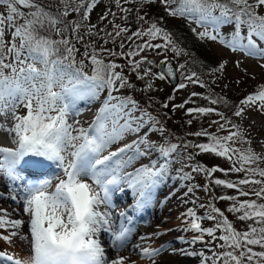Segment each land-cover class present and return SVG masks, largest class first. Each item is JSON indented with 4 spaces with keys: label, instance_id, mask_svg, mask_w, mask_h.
Returning <instances> with one entry per match:
<instances>
[{
    "label": "snow or ice",
    "instance_id": "snow-or-ice-1",
    "mask_svg": "<svg viewBox=\"0 0 264 264\" xmlns=\"http://www.w3.org/2000/svg\"><path fill=\"white\" fill-rule=\"evenodd\" d=\"M61 2L64 7L53 13L51 5H45L42 0H0L4 9L0 11V117L3 118L0 130L11 137L15 145L14 148L0 147V177L13 184H23L22 210L26 217L9 219L6 210H0V229L7 232V235L0 234V239L11 245L13 238H17L27 245L23 260L14 259L13 255L3 251H0V260L10 264H134L119 255L109 260L99 239L101 233L109 234L111 246L119 251L131 233V229L123 225L114 229V221L107 210L112 206L113 190L126 183L136 194L135 207L143 208L150 201L153 189L166 178L169 164L174 162L169 158L182 148L185 151L198 150L196 153L188 152V160L196 154L210 153L230 162L227 170L197 164L192 167L193 172H204L208 178L216 172L243 174L236 180L214 179L212 182L236 190L238 196H222L220 199L233 202L227 211L241 213L238 216L240 221H252L247 226L248 230H236L224 212L211 203L206 217L197 216L193 209L186 213L191 218L189 228L199 234L194 241L203 243V237L207 235L212 238L208 243L218 240L220 243L216 247L223 249L213 252L214 259L201 253L205 264L209 259L212 264L220 261L222 264H264V202H258L264 201V167H261L264 155L251 148L235 147L246 142L240 125L213 107L188 108L189 115H218L220 120L211 121L210 127L215 125L218 132L226 134L218 135L202 129L191 135L202 137L206 142L189 141L178 145L165 138L163 143H154L149 140V135L158 132L163 136L166 131L159 119L141 108L132 97L114 95L133 85L122 74V65L112 58L128 59L136 71L143 63H154L142 55L146 50L171 47L178 56L181 50L171 34L158 26L159 21L148 20L139 12L138 20L148 27H141L130 36L127 35L129 29L116 24L114 19L109 20L112 31L106 28L97 30V25L88 21L100 0ZM114 2L120 12H131L122 6L121 0ZM130 2L124 0V3ZM137 2L148 5L156 0ZM159 3L168 16L185 19L200 27L202 30L199 32L193 29L198 38L218 42L233 52L264 60V47H261L264 44V13L260 11L264 9V0H159ZM72 13L79 18L69 21L67 18ZM109 14L113 18L117 16L109 9L100 20H107ZM225 26L232 28L228 36L221 32ZM81 29H84L83 34ZM6 35L9 38L6 39ZM85 36L103 43L99 48L95 47V41L85 45L81 59L77 60V43L82 42ZM121 37L133 42L135 47L124 52L125 42ZM133 38L143 42L135 43ZM118 39L120 51L104 47L109 42L116 44ZM158 39L163 43L152 42ZM160 64L163 66L160 72L154 73L147 68L137 78L152 77L160 81L177 78L169 61L163 60ZM88 66L91 67V75L84 70ZM223 68L221 63L218 68L211 69L210 74ZM179 70H184L181 75L188 83L180 82L178 90L194 84L211 91V85L196 72H187L184 64L179 65ZM147 88H152V84H147ZM105 91L107 95L87 128L80 126L79 120L69 123L71 117L82 114L77 107L79 102L91 104L100 100ZM199 95L193 92L184 103L175 107L185 108L186 104L193 102L192 97ZM171 99L174 97H169ZM203 99L211 105L228 103L223 98L212 96H204ZM163 107L167 108L168 104ZM252 110L264 113V87L240 100L233 115L243 118ZM145 128L148 131L140 135ZM129 135L136 138L115 151L110 150ZM152 153H158L165 162L158 166V160H153L150 165H143L133 172L126 171L138 158ZM52 164L61 173L54 178L55 184L52 178L29 182L26 174L19 171L22 166H27L33 173H42ZM181 179L188 180L191 176L185 173ZM248 185L260 187L245 190L244 186ZM194 187H189L188 193H192ZM204 191H210L207 184ZM240 196L249 199L241 201ZM252 196L256 199H251ZM8 198L13 201L21 199L16 194ZM101 208L106 210L101 211ZM125 216V213H120L122 219ZM202 219L216 220L217 223L215 227L202 228L198 222ZM25 225L26 232L22 231ZM217 231L222 234L216 236ZM140 239L144 241L146 238ZM252 246L262 250L256 251ZM157 255L159 250L148 247H142L140 252V256L150 260L151 264H155Z\"/></svg>",
    "mask_w": 264,
    "mask_h": 264
},
{
    "label": "rangeland",
    "instance_id": "rangeland-1",
    "mask_svg": "<svg viewBox=\"0 0 264 264\" xmlns=\"http://www.w3.org/2000/svg\"><path fill=\"white\" fill-rule=\"evenodd\" d=\"M42 2L45 5H51V11L54 10L53 8L55 6H64L61 0H42ZM121 3L123 7L131 9V12H120L119 9L116 8L114 0H100L91 12L88 23L97 25V30L100 28H106L107 31H112V25L109 23V20L114 19L116 24H120L129 29L127 35L130 36L141 27L145 29L148 27V24L138 20L137 12H139L140 16H145L148 20L159 21L158 26L164 28L171 34L175 45L181 50V54L178 56L174 54L171 47L157 50L159 51V55H157V51L146 50L142 55H146L148 59L152 60L154 63L153 65L143 63L141 64L140 69L136 71H134L132 66L129 65L128 59L112 58L117 64L122 65V74L133 85L131 88L121 89L119 92L114 93V95L132 97L138 102L141 108L146 109L153 116L157 117L165 129L176 124V127L183 131L186 130L195 133L202 129H207L209 132L218 135H225V132H218L215 125L210 127L211 121L220 120L218 115L214 113L210 115H200L197 113L189 115L186 110L191 108L192 104L195 103L197 107H213L217 111L228 106L229 103L234 102V99L242 93V90L248 88H250V90L260 89L264 86V67L261 66L264 64V60L248 57L242 52H233L218 42L198 38L196 32L202 30L200 27L195 23H189L185 19L168 16L164 6L159 3V0L148 5H141L137 0H131L130 3H124V0H121ZM109 9L117 13L116 18H113L111 14H109L107 20L101 21L100 17L108 12ZM3 10V6H0V11ZM260 11L261 13H264V9H261ZM125 16L127 17L126 20L124 19ZM78 18L79 17L76 13H72L67 19L72 21L77 20ZM193 29H196V32H193ZM83 32L84 29H81V34H83ZM221 32L225 36H228L232 32V28L230 26L222 27ZM7 38L9 37L6 35V39ZM120 39H124L125 42V48L123 49L124 52L135 47V44L128 41L126 38L121 37ZM120 39L117 40L116 44L109 42L104 45V47L120 51ZM133 40L135 43L143 42V40H137L136 38H133ZM93 41H95L96 48H99L103 43L102 41L96 40L94 37L85 36L84 40L78 43L79 51L75 53L77 60L81 59L85 45ZM152 42L163 43V41L159 39ZM187 46L188 49L186 48ZM189 47H194L195 49L199 48L198 51L204 55L196 58V56L192 54V51H189ZM261 47H264V44H261ZM168 58H171L177 64L179 73L178 84L180 82L188 83L181 75V72L184 70H179L180 64H184L187 72L190 73L191 67L193 65L197 66V63H195L196 61L212 60V62L218 63V67L223 63L224 68L222 71L216 72L215 74L209 73L207 75L210 76V80L213 79L212 81H214L215 85L219 84L218 89L212 91V97L223 98V100H226L228 103L225 104L222 102L217 105H211L208 100L203 99L206 93L209 92L208 89L200 88L198 85L188 84V87L185 89L178 90V84L173 89L167 79L160 81L152 77H145L144 79L137 78L138 74L143 75V71L147 68H151L154 73L160 72L158 64ZM135 59L139 60L140 58L136 57ZM105 62H107V58ZM84 70L91 75L90 66L86 67ZM120 70L121 69H117V71ZM149 83L152 84V88L150 89L147 88V84ZM136 90L138 94L136 93ZM193 92L199 93L200 95L194 97V101L192 99L193 102L191 104L189 102L185 105V108L175 107L176 105L184 103ZM106 95L107 92H104L101 95L99 103L103 101ZM169 97H174V99L169 100ZM165 103L168 104L167 108L163 107ZM99 106L100 105L97 104L92 107H87V109H90L91 111V117L79 121L80 126H83L84 128L89 126L94 119L92 111H96ZM136 115H139V112H137ZM189 120L192 121L191 124L188 123ZM236 122V124L240 125V130L244 133V140L246 142L238 143L235 147L244 150L251 148L256 153L264 155V113L257 110L248 111L243 118L236 117ZM147 131L148 129L145 128L140 135H143L144 132ZM3 137L4 139L1 140L0 137V140L6 144L0 147H15L11 140L10 142L5 141V138H7V140L9 138L5 132L3 133ZM134 137L135 136L132 135L127 136L120 142V144L113 145L110 150L115 151L117 147L131 142ZM165 138L168 139L166 131L163 136L158 132H152L149 135V140L154 143H163ZM204 155L205 153L201 158L204 159L208 156L204 160H206L209 168L219 167L227 170L230 167V162L224 158L216 157L213 154L203 157ZM185 157L178 153H174L173 156L169 158L174 162L169 164V171L166 178L158 185V187L153 189L150 201L143 208L137 209L135 207L136 194L126 183L121 184L119 189L113 190L112 206L107 210L110 211L114 221V229H119V227L123 225L126 228H130L131 233L128 242L119 251L111 246L112 237L109 234H100L99 239L101 243L104 241L106 242L105 244L102 243V245L105 248L109 260L114 259L119 255L128 258V261L134 262V264H151L150 260L140 256L142 247H148L150 249L159 250V255L155 257V264H205V261L200 255L201 253H203L205 257H212L214 259V251H223V249L216 247V244L220 243L218 240L208 243L212 238L207 235H204L203 243L200 240L194 241V237L199 234L189 228L191 218L186 216V213L189 209H193L197 216L206 217L210 212V208L208 207L209 203H211L212 206L221 209L220 201L216 202V200H211V197L215 195V193H218L217 189H224L225 187L217 185L214 189L213 187L216 185L212 181L216 178L235 180L238 179V174L229 173L228 175H225L223 172H216L211 178H208L202 172H193V166L186 160L187 157ZM153 160H158V166L159 163L165 162L164 158H159L158 153H152L151 155L138 158L134 161L131 167L126 169V171L133 172L135 169L143 165H150ZM19 171L22 175L26 174V180L29 182L52 178L53 184L56 183L54 178L61 174L59 168L56 167L55 164H52V172H47L45 177L36 180L32 179L27 171L22 170V168H20ZM185 173L190 174L191 179H181ZM206 184L210 188L209 192L204 191V186ZM193 186H195L193 192L188 193V188ZM244 187L245 190H248L249 188H259V185H248ZM225 189V195L227 196L238 194L234 189ZM0 194H3L0 196V210H6L9 219H26L22 210L23 184L21 182L13 184L6 178L0 177ZM13 194L20 196L21 199L13 201L8 198ZM193 201H195V203H193ZM200 205H205V207L201 208ZM229 205L231 206L230 202ZM104 210L106 209L101 208V211ZM122 212L126 214L123 219L120 217V213ZM240 214L241 213H235L232 218L231 212H225V216L230 219L228 220L233 224V227L236 230L246 231L248 230L247 226L251 221H240L238 219ZM141 216H143L142 220ZM138 218H140V221ZM198 222L201 223L202 228L215 227L217 223L216 220L208 219H202ZM22 231H27V225H25ZM0 234L7 235V232L0 229ZM221 234L220 231H217L215 235L219 236ZM141 237H145L146 239L141 241ZM16 243L19 247H16ZM8 245V243L0 239L1 251L15 253L17 254V258L24 259L27 252L26 242L13 238L12 244ZM137 245H140V247H137ZM252 247L256 251L259 248L258 246ZM259 250L262 249H258V251ZM186 252L195 253V255H187L185 254ZM16 257H14V259ZM1 262H3V260H0V264ZM3 263L7 264V262ZM206 264H212L211 259H209ZM219 264H222V261H220ZM245 264H247V262H245Z\"/></svg>",
    "mask_w": 264,
    "mask_h": 264
},
{
    "label": "trees",
    "instance_id": "trees-1",
    "mask_svg": "<svg viewBox=\"0 0 264 264\" xmlns=\"http://www.w3.org/2000/svg\"><path fill=\"white\" fill-rule=\"evenodd\" d=\"M63 7L64 6H62V5L55 6L53 8L54 10L52 12L53 13H56L57 11L61 10ZM186 48L188 49V46ZM198 49H195L194 47H189V51L191 50L192 51V54H194L196 56V58L199 57V56L204 55L200 51H198ZM195 63H197V66L193 65L191 67V69L189 68L190 71L191 72H196L198 75H200V78L202 80L207 81L211 85V91L208 90L209 92L206 93L205 96H212V94H211L212 91L218 89V85L219 84L218 85H215L214 81H212L213 79L211 78L212 80H210V76H208L207 74L210 73V70L211 69H214V68L218 67V63L212 62V60H209V61H203V60H201L200 62H197L196 61ZM262 87H264V86H262ZM257 90H255V89L250 90V88L245 89V90H242L241 91L242 93H240L238 96H236V98L234 99V102H231V103L228 104V106L217 110V112L224 113L229 119H231L236 124L237 123L236 122V117L233 115V112L235 110V106L239 104L240 100H242L243 98H245L249 94L255 93ZM105 92H107V91H105ZM136 93L138 94L137 90H136ZM192 99L194 101V97H192ZM191 103L192 102H190V104ZM196 107L197 106H196L195 103H193L192 106H191V108H196ZM235 130L236 129H233V131H235ZM166 132L168 134V140L171 143H176L178 145H181L182 143L189 142V141L190 142H193V143L206 142L205 139L202 138V137L201 138H198V137H196L194 135H191L193 132L186 131V130L183 131V130L177 128L176 127V124H173L170 128H166ZM188 152L196 153V152H198V150H196V149H188V150L185 151L182 148H178V151H177V153L179 155H183L184 157L185 156L187 157ZM203 154H196V155H194V158L192 160H188V159H186V160L189 161V163H191L192 166H195V165L199 164V165L204 166L205 168H209L208 165H207L206 160H204V159H206V157H208L206 155H210V154L209 153H205V155L203 157H205V156L206 157L204 159H202L201 156ZM261 167H264V164H261ZM202 173L205 174L204 172H202ZM240 175H243V174H238L237 175V178H239ZM216 179H220V178H216ZM216 187H217V185L215 187H213V188L215 189ZM211 191H212V189H211ZM217 191H218V193H215V195H213L211 197V200H216V202H219L220 201V206H221L220 207L221 208L220 210L223 211L224 214H225V212L227 211V209L230 207L229 202L231 204L233 202L232 201H226V200L220 199V197H222V196H227V195H225V192H226V189L225 188L224 189H217ZM238 195L239 194H234V196H238ZM252 197L256 199L255 196H252ZM252 197H250V198L253 199ZM239 199L241 201H243V200H246V199H249V198L248 197L240 196ZM255 199H253V200H255ZM234 214L235 213H232V218L234 217ZM227 219H229V218L227 217ZM251 223H252V221H251ZM237 228H239V227H237ZM258 249H257V251H258ZM259 251H261V250H259Z\"/></svg>",
    "mask_w": 264,
    "mask_h": 264
},
{
    "label": "bare ground",
    "instance_id": "bare-ground-1",
    "mask_svg": "<svg viewBox=\"0 0 264 264\" xmlns=\"http://www.w3.org/2000/svg\"><path fill=\"white\" fill-rule=\"evenodd\" d=\"M77 107L79 108V109H81L82 110V113H83V115H82V117H85V113L87 112V107H88V105H87V103H85L84 101H81V102H79L78 103V105H77ZM74 117V116H73ZM72 118V117H71ZM3 118L2 117H0V120H2ZM3 133H4V131L3 130H0V137H1V140L2 139H4V137H3ZM0 140V146H3L4 144H6L5 142H3V141H1ZM10 140L12 141V139H11V137H9L8 138V140H7V138H5V141H9L10 142ZM7 145H8V143H7ZM15 241V240H14ZM16 242V241H15ZM102 243H106L105 241L104 242H102ZM9 246V245H8ZM16 247H19V246H17V243H16ZM21 248V247H20ZM16 249V248H15ZM2 249H0V251H1ZM20 250V249H19ZM10 251H11V249H10ZM8 254H10V255H13L14 257H16V255L17 254H15V253H10V252H7ZM15 254V255H14ZM17 258V257H16ZM4 262H7V264H10V262H8V261H4ZM141 263V262H140ZM1 264H4L3 262H1Z\"/></svg>",
    "mask_w": 264,
    "mask_h": 264
},
{
    "label": "water",
    "instance_id": "water-1",
    "mask_svg": "<svg viewBox=\"0 0 264 264\" xmlns=\"http://www.w3.org/2000/svg\"><path fill=\"white\" fill-rule=\"evenodd\" d=\"M78 47H79V45L77 44V48ZM167 61H169L174 66V71L176 72V77H177L176 79H171V78L167 79L169 81L171 87L174 89L178 84V68H177V64L175 63V61L172 60L171 58H168ZM162 67L163 66L159 63L158 64L159 71L162 70Z\"/></svg>",
    "mask_w": 264,
    "mask_h": 264
}]
</instances>
